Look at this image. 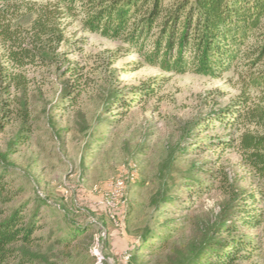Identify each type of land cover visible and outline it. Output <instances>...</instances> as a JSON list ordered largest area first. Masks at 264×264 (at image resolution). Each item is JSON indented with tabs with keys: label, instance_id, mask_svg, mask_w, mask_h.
<instances>
[{
	"label": "rangeland",
	"instance_id": "rangeland-1",
	"mask_svg": "<svg viewBox=\"0 0 264 264\" xmlns=\"http://www.w3.org/2000/svg\"><path fill=\"white\" fill-rule=\"evenodd\" d=\"M54 2L15 0L12 9L23 14L30 8H52ZM81 18L60 20L66 40L61 49L76 44L79 52L68 57L82 68L78 92L64 102L60 89L72 80L53 70H26L36 129L20 146L14 145V120L0 133V164L18 192L12 206H25L27 215L37 210L43 225L26 249L33 260L26 264H189L223 201L216 181L204 173L212 163L236 178L239 189L257 196L264 191L236 153L206 146L259 131L210 123L215 112L245 92L249 76L257 72L236 64L216 79L166 73L134 53L118 52L123 44L84 32ZM33 19L24 17L21 27L28 29ZM147 83L156 86L147 99L121 107L133 102ZM248 95L250 107L264 112V92L249 90ZM197 170H203L196 179L206 192L194 197L183 184ZM170 197L174 204H164ZM257 208L264 215V199ZM83 227L88 231L78 239L62 241ZM168 227L175 229L166 233ZM149 232L164 240L148 239L157 247L143 249L141 241ZM237 236L252 237L257 248L243 264H264V224Z\"/></svg>",
	"mask_w": 264,
	"mask_h": 264
},
{
	"label": "trees",
	"instance_id": "trees-1",
	"mask_svg": "<svg viewBox=\"0 0 264 264\" xmlns=\"http://www.w3.org/2000/svg\"><path fill=\"white\" fill-rule=\"evenodd\" d=\"M13 1L0 0V133L8 120H14L18 125L14 145L25 144L36 129L26 70H53L57 77L72 80L60 89L64 102H70L72 94L78 92L82 68L68 57L79 52L76 44L61 49L66 40L60 20L82 16L84 32L121 43L124 48L118 52L134 53L146 65L166 73L216 79L236 64L256 71L249 76L245 92L231 106L215 112L210 123L223 128L252 126L259 131H244L237 139H217L206 146L236 153L241 166L264 189V112L250 107L248 95L249 90L264 92V0H54L52 8H30L23 14L18 7L12 9ZM27 16L34 19L24 29L20 23ZM69 86L72 89L68 94ZM154 90L156 86L145 84L133 102L121 107L140 103ZM211 167L204 173L216 181L223 201L209 235L189 264H243L257 248L252 237L237 235L264 224V215L257 208L264 191L257 196L241 190L236 185L238 180H231L217 162ZM198 173L203 170L195 171L183 184L191 189L187 190L190 196L206 192L196 179ZM6 177L0 164V264L30 263L33 260L26 249L36 242L34 234L43 225L37 210L27 215L25 206H12L18 192ZM190 181L198 188L193 189ZM40 199L46 206L51 205L45 198ZM166 201L164 204L173 205L174 197ZM174 229L168 227L165 231ZM87 231L86 227L73 229L70 239L62 241L70 244ZM148 239L164 240L149 232L141 241L143 249L157 247L155 242L148 244Z\"/></svg>",
	"mask_w": 264,
	"mask_h": 264
},
{
	"label": "built area",
	"instance_id": "built-area-1",
	"mask_svg": "<svg viewBox=\"0 0 264 264\" xmlns=\"http://www.w3.org/2000/svg\"><path fill=\"white\" fill-rule=\"evenodd\" d=\"M115 186H116V188H120L122 186L121 180L120 181L117 180L115 183Z\"/></svg>",
	"mask_w": 264,
	"mask_h": 264
}]
</instances>
